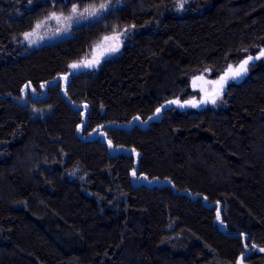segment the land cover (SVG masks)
<instances>
[{"label": "trees", "instance_id": "trees-1", "mask_svg": "<svg viewBox=\"0 0 264 264\" xmlns=\"http://www.w3.org/2000/svg\"><path fill=\"white\" fill-rule=\"evenodd\" d=\"M106 1L0 0V264H264V0H120L24 40ZM124 29L117 58L72 70ZM249 55L225 107H168Z\"/></svg>", "mask_w": 264, "mask_h": 264}, {"label": "rangeland", "instance_id": "rangeland-1", "mask_svg": "<svg viewBox=\"0 0 264 264\" xmlns=\"http://www.w3.org/2000/svg\"><path fill=\"white\" fill-rule=\"evenodd\" d=\"M104 4H107L108 8L106 10L97 11L96 15H89L84 10L92 9L93 7L99 9V5L89 6L86 8H79L78 5H73L72 8L76 7L78 9V12L75 15H73L71 12L72 8L68 13L52 12L50 16L55 13L57 16H60L61 19L57 21L56 19H49V16L48 18L40 22L42 23V26L39 29H36V27L34 28L36 33L35 35L29 37L28 39L24 38V40L30 47L36 48L45 44L55 43L64 39H68L73 36V32L76 27L92 24L99 20L102 15L106 14L111 9L117 8L122 5L120 0H107ZM80 13H83V16H81ZM69 16H72L71 20L66 19ZM133 34V29H124L119 33L109 36L113 39H101L93 46L91 52L86 57H84V59L79 63L81 64V66L78 68V70L85 68V65H87L89 61L95 59L98 60V63H94L88 69L96 71L100 69L101 64L104 61L117 58L122 53L126 45L132 42ZM112 47H116L117 50H109ZM262 50H264V48L260 50V53ZM262 57L264 59V56ZM236 67L237 66H233V69H235ZM72 70L75 69L72 68ZM70 76L71 73L64 78H60L59 81H61L63 85H67L70 81ZM248 76L249 66H247V71L244 72L240 77L236 79L228 78L226 82L223 83L221 86V84L219 83L221 76L216 79H213L210 76L209 70L203 71L202 73L195 75L191 79L190 87L196 95L195 97H192L189 100L196 102L197 104H201L203 100H206V107H225L226 101L224 97L228 85L232 83H241ZM214 81L216 83H214ZM213 100H215V103L212 102ZM83 110L84 121H86L88 108L84 107ZM262 249L264 248L254 247L253 252L261 254L264 257V251H262Z\"/></svg>", "mask_w": 264, "mask_h": 264}, {"label": "snow or ice", "instance_id": "snow-or-ice-1", "mask_svg": "<svg viewBox=\"0 0 264 264\" xmlns=\"http://www.w3.org/2000/svg\"><path fill=\"white\" fill-rule=\"evenodd\" d=\"M181 7H183V4L180 5ZM108 8V5L107 4H100L99 5V9H96L95 7H93L92 9H85L84 11L87 12L89 15H96L97 11L99 10H106ZM72 14L75 15L77 12H78V9L76 7H73L72 10H71ZM81 16H83V13H80ZM49 19H56L57 21H59L61 19L60 16H57L55 13H53ZM66 19L68 20H71L72 19V16H69L67 17ZM42 26V23H37L36 24V29H39L40 27ZM35 30L33 32H30V33H25V38L28 39L29 37L35 35ZM109 39H113L112 37H104V40H109ZM111 51H116L117 48L116 47H112L111 49H109ZM261 56H264V50L261 51L260 53ZM256 59H259L260 57L257 56L255 57ZM253 59L252 56H248L247 59H244L242 61L239 62L238 66L233 69V66L232 65H229L225 70H224V75H222L220 77V81L219 83L222 84L226 82V80L228 78H235V77H238L240 75H242L244 72L247 71V65L249 63V61H251ZM94 63H98V60H95L93 59L92 61H89L87 65L85 66H92ZM81 66V64H73L71 65V67L73 69H76V68H79ZM214 83H216L214 81ZM27 87V86H26ZM213 103H215V100L212 101ZM169 103H178V101H170ZM157 113L160 112V109H157L156 110ZM262 251H264V249H262Z\"/></svg>", "mask_w": 264, "mask_h": 264}, {"label": "water", "instance_id": "water-1", "mask_svg": "<svg viewBox=\"0 0 264 264\" xmlns=\"http://www.w3.org/2000/svg\"><path fill=\"white\" fill-rule=\"evenodd\" d=\"M257 61V59H252L251 61H249V63L250 62H256ZM248 63V64H249ZM241 76V75H240ZM240 76H238V77H240ZM238 77H235V78H232V79H236V78H238ZM206 105V100H203L202 101V103L201 104H197L196 102H186V103H169L168 104V107H179V108H181V109H186L187 107H190V106H195V107H197V108H200V107H203V106H205Z\"/></svg>", "mask_w": 264, "mask_h": 264}]
</instances>
